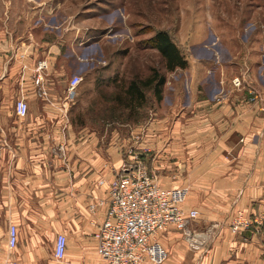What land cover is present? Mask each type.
<instances>
[{
    "label": "crops",
    "instance_id": "obj_1",
    "mask_svg": "<svg viewBox=\"0 0 264 264\" xmlns=\"http://www.w3.org/2000/svg\"><path fill=\"white\" fill-rule=\"evenodd\" d=\"M16 4L27 7L22 16L13 18L12 9L0 13V264H106L96 253L97 225L91 222L102 223L106 208L94 217L89 205L106 198L107 185L99 183L115 177L123 150L136 136L123 138L116 129L108 136L69 123L70 115L66 119L63 113L66 90L61 96L57 84L71 70L58 68L56 46L43 50L35 7L24 0ZM6 7L8 0H0V12ZM235 39L244 48L225 45L226 62L187 58L174 94L189 107L165 112L163 118H177L172 134L164 129L168 119L153 120L138 145L152 150L145 158L161 185L188 187L183 208L200 213L193 225L196 244L173 230L161 236L164 264H264V31ZM42 61L48 64L47 97H39L35 80ZM236 77L244 80L240 91L232 86ZM222 95L225 99L216 102ZM19 100L29 105L24 119L15 113ZM63 144L66 161L58 151ZM238 212L248 220L263 219L262 225L232 232ZM10 225L19 230L13 250ZM59 234L68 239L62 262L54 259Z\"/></svg>",
    "mask_w": 264,
    "mask_h": 264
},
{
    "label": "rangeland",
    "instance_id": "obj_2",
    "mask_svg": "<svg viewBox=\"0 0 264 264\" xmlns=\"http://www.w3.org/2000/svg\"><path fill=\"white\" fill-rule=\"evenodd\" d=\"M24 1L35 7L43 50L56 46L58 68L68 66L71 70L67 78L59 76L63 77L57 84L59 94L67 91L73 76L83 78L70 103L69 123L85 124L108 136L114 129L121 130L120 135L126 139H132V133L142 138L153 120L162 119H168L164 129L172 134L177 118H163L165 112L178 114L182 106L189 107L188 101L182 104L181 94H174L181 87V70L167 73L159 53L151 48L150 40L158 32H168L186 58L201 56L219 64L230 55L225 45L244 48L242 43L236 44L235 37L241 41L251 33L264 31V0ZM16 2L8 0V7L0 13L8 10L9 15L12 9L13 18L22 16L27 7ZM153 70L166 75L164 99L159 104L147 92V105L127 124V113L117 106L114 97L132 79H145ZM208 76L214 75L210 72ZM50 245L48 241V250Z\"/></svg>",
    "mask_w": 264,
    "mask_h": 264
},
{
    "label": "built area",
    "instance_id": "obj_3",
    "mask_svg": "<svg viewBox=\"0 0 264 264\" xmlns=\"http://www.w3.org/2000/svg\"><path fill=\"white\" fill-rule=\"evenodd\" d=\"M48 69L46 61L39 63L36 70V85L39 97H47L44 89L45 72ZM81 76H73L68 84L64 100V115L68 118L70 103L77 96L78 87L82 84ZM235 90L244 88V80L236 77L232 80ZM256 98V92H251ZM225 99V95L216 98V102ZM16 114L24 119L28 116L29 105L25 100H19L15 106ZM142 138L135 137L134 143L125 150L122 166L110 182L101 181L100 186L107 185L108 194L104 199H96L89 205V212L96 216L98 209L106 208L104 221L97 224L95 239L96 253L106 261V264H164L167 251L160 244L159 238L170 229L183 234L185 240L193 245L199 240V235L193 230L194 223L199 218V211H185L183 206L189 196V188H164L159 176L152 172L144 157L152 155L149 148L138 147ZM66 161L65 145L59 149ZM1 159V149H0ZM260 220H248L238 212L231 219L230 229L236 234L248 231L254 224L262 225ZM19 243V230L16 225H10L8 230V247L13 250ZM68 239L59 234L54 245V259L62 262L67 252ZM10 264H18L14 261Z\"/></svg>",
    "mask_w": 264,
    "mask_h": 264
},
{
    "label": "trees",
    "instance_id": "obj_4",
    "mask_svg": "<svg viewBox=\"0 0 264 264\" xmlns=\"http://www.w3.org/2000/svg\"><path fill=\"white\" fill-rule=\"evenodd\" d=\"M150 45L152 49L156 50L159 53L167 73H173L177 70H185L188 68L189 62L186 56L183 54L182 50L179 49V47L176 45V43L168 32H158L155 37L150 40ZM166 83V75H162L161 72L153 70L147 78L142 79L135 77L127 85L121 87V92L114 97V102L117 104V106L121 107L124 112L127 113V124H130L129 121L135 115V113L145 108V106L147 105V92L152 93L157 103L160 104L163 101L164 88ZM88 117H90L89 119L91 120V116L88 115ZM110 119L113 118L110 117ZM118 121H120V119H118ZM82 125L85 124H81L79 126ZM122 157V159H124L125 157L124 150L122 152ZM170 230H173L174 232H177L182 235L180 231H177L175 229ZM159 241L162 245L161 239H159Z\"/></svg>",
    "mask_w": 264,
    "mask_h": 264
}]
</instances>
